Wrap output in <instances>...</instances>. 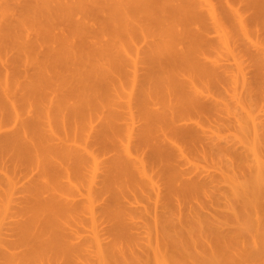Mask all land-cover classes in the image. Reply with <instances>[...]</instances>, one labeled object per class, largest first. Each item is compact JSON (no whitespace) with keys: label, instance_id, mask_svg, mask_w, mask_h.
<instances>
[{"label":"rangeland","instance_id":"rangeland-1","mask_svg":"<svg viewBox=\"0 0 264 264\" xmlns=\"http://www.w3.org/2000/svg\"><path fill=\"white\" fill-rule=\"evenodd\" d=\"M0 264H264V0H0Z\"/></svg>","mask_w":264,"mask_h":264},{"label":"bare ground","instance_id":"bare-ground-1","mask_svg":"<svg viewBox=\"0 0 264 264\" xmlns=\"http://www.w3.org/2000/svg\"><path fill=\"white\" fill-rule=\"evenodd\" d=\"M210 12H211V11H210ZM211 13H212V12H211ZM213 16H214V15H213ZM212 18H213V17H212ZM213 19H215V18H213ZM222 37H223V36H222ZM222 37H221V41H222ZM223 39H224V37H223ZM218 41H219V40H218ZM226 41H228V40H226ZM223 43H224V41H223ZM225 43H226V42H225ZM213 64H214V63H213ZM204 65H205V64H204ZM211 65H212V64H211ZM211 65H210L209 67H211ZM218 65H219V64H218ZM224 69H225V68H224ZM211 70H212V69H211ZM211 70H210V71H211ZM134 71H135V70H134ZM213 71H215V69H214ZM204 72H206V71H204ZM237 75H238V74H237ZM233 76H234V75H233ZM238 76H239V75H238ZM234 78H235V77H234ZM237 78H239V77H237ZM236 80H237V79H236ZM234 81H235V79H234ZM239 83H241V82H239ZM239 83H238L237 85H239ZM235 84H236V83H235ZM3 92H4V91H3ZM4 97H5V96H4V94H3V98H4ZM140 98H141V97H140ZM4 99H6V97H5ZM139 103H140V102H139ZM196 103L199 104L198 102H196ZM5 104H6V103H5ZM7 105H8V103H7ZM4 106H5V105H4ZM196 106H197V105H196ZM199 106H200V104H199ZM202 106H203V104H202ZM254 123H255V122H254ZM254 123H253V124H254ZM254 125H255V124H254ZM7 144H9V142H8ZM94 161H95V160H94ZM137 165H138V164H137ZM139 167H140V166H139ZM137 168H138V167H137ZM137 168H136V169H137ZM142 168H143V165H142ZM143 169H144V168H143ZM137 170H138V169H137ZM144 170H145V169H144ZM139 171H140V170H139ZM139 174H140V173H139ZM140 177H142V176L140 175ZM142 179H143V178H142ZM147 182H148V181H147ZM153 185H154V184H153ZM49 196H50V195H49ZM49 196H48V198H49ZM51 196H52V195H51ZM51 198L53 199V197H50L49 199H51ZM54 199H55V198H54ZM54 199H53V200H54ZM47 200H48V199H47ZM86 200H87V199H86ZM54 201H56V200H54ZM46 202H48V201H46ZM57 203H58V202H57ZM45 204H48V203H45ZM51 204H52V202H51ZM55 204H56V202H55ZM58 204H59V203H58ZM64 204H65V203H64ZM64 204L62 203L63 206L67 205V204H65V205H64ZM49 205H50V204H49ZM60 205H61V204H60ZM62 205H61V206H62ZM55 206H56V205H55ZM74 206H75V205H74ZM74 206H72V207H74ZM48 207H49V206H48ZM50 207H54V206H50ZM65 208H66V207H65ZM67 208H68V207H67ZM126 215H127V214H126ZM65 237H66V239H67L68 236H65ZM66 239H65V240H66ZM91 239H92V238H91ZM67 240H68V239H67ZM67 240H66V241H67ZM72 241H73V240H71L70 242H72ZM83 242H84V240H83ZM92 242H93V241H92ZM98 242H99V241H98ZM98 242L96 241V243H98ZM72 243H73V242H72ZM78 243H79V241H78ZM80 243H81V242H80ZM69 244H70V243H69ZM69 244H68V245H69ZM75 244L78 245L76 242H75ZM75 244H74V245H75ZM85 244H86V247H87V245H92V244H87V242H86ZM74 245H73V246L71 245V247H74ZM66 246H67V242H66ZM83 246H84V243H83ZM77 247H79V246H77ZM84 247H85V246H84ZM88 247H89V246H88ZM88 247H87V248H88ZM68 248H69V247H68ZM87 248H85V250H86ZM70 249H71V248H70ZM72 250H74V249L72 248L71 251H72ZM80 250H81V249H80ZM83 250H84V248H83ZM68 251H69V249H68ZM74 251H76V250H74ZM74 251H73V252H74ZM77 251H78V250H77ZM81 251H82V250H81ZM81 251H79V252H81ZM73 252H71V254H72ZM68 253H69V255H70V252H68ZM75 253H76V252H75ZM84 253H85V252H84ZM73 254H74V253H73ZM75 256H76V255H75ZM70 258H71V257H70ZM76 258H77V257H76ZM73 259H75V258H72V260H73ZM73 261H74V260H73Z\"/></svg>","mask_w":264,"mask_h":264}]
</instances>
